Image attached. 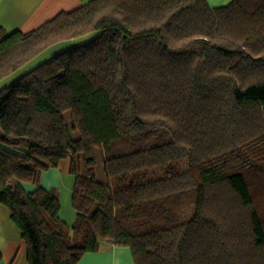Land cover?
<instances>
[{"label": "trees", "instance_id": "obj_1", "mask_svg": "<svg viewBox=\"0 0 264 264\" xmlns=\"http://www.w3.org/2000/svg\"><path fill=\"white\" fill-rule=\"evenodd\" d=\"M92 31L0 90V203L28 264H78L105 241L135 264H264V0H90L0 28V79ZM66 158L72 226L41 185Z\"/></svg>", "mask_w": 264, "mask_h": 264}, {"label": "crops", "instance_id": "obj_2", "mask_svg": "<svg viewBox=\"0 0 264 264\" xmlns=\"http://www.w3.org/2000/svg\"><path fill=\"white\" fill-rule=\"evenodd\" d=\"M88 1L90 0H0V28L6 33L15 30L28 32L52 19L59 12L73 10ZM207 1L211 6H221L232 0ZM95 34L98 32L92 31L51 45L17 70L0 79V90L12 83L17 76L23 75L69 47L89 41ZM0 145L9 147L1 141ZM70 165V158H66L58 166L44 170L41 175V185L58 190L61 203L60 218L72 226L76 221L77 211L72 205L75 175L70 172ZM21 184L29 191L36 188V184L30 181H21ZM0 264H28L27 245L23 232L13 221L10 209L3 203H0ZM78 264H135V261L130 247L116 246L105 241L102 242L99 251L87 253Z\"/></svg>", "mask_w": 264, "mask_h": 264}, {"label": "rangeland", "instance_id": "obj_3", "mask_svg": "<svg viewBox=\"0 0 264 264\" xmlns=\"http://www.w3.org/2000/svg\"><path fill=\"white\" fill-rule=\"evenodd\" d=\"M97 34H95V35H93V38L96 36ZM91 40V39H90ZM30 71V70H29ZM28 72V71H27ZM26 73V72H25ZM24 74V73H23ZM20 77V75L19 76H17L14 80H16L17 78H19ZM9 84V83H8ZM11 84V83H10ZM65 117H66V120L68 121V123L71 125V113L70 112H67L66 114H65ZM71 134H72V136L74 137V138H77V137H79V131H77V130H72V132H71ZM97 172H98V176H99V178H100V180L101 181H103V182H105L106 181V177H105V174H104V171H103V166H102V163H101V157H100V152H99V150H98V165H97ZM64 196H65V194H63ZM63 198H65V197H63ZM63 203H64V201H63ZM67 206L69 207V209H70V205H69V203H67ZM194 206H192V207H189V208H185V209H181L180 211H181V214H182V216L183 217H188V216H190L192 213H193V211H194V208H193Z\"/></svg>", "mask_w": 264, "mask_h": 264}]
</instances>
